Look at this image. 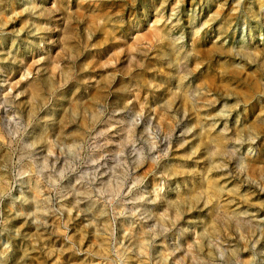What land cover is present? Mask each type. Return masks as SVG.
Here are the masks:
<instances>
[{
	"label": "rangeland",
	"instance_id": "1",
	"mask_svg": "<svg viewBox=\"0 0 264 264\" xmlns=\"http://www.w3.org/2000/svg\"><path fill=\"white\" fill-rule=\"evenodd\" d=\"M0 264H264V0H0Z\"/></svg>",
	"mask_w": 264,
	"mask_h": 264
},
{
	"label": "bare ground",
	"instance_id": "2",
	"mask_svg": "<svg viewBox=\"0 0 264 264\" xmlns=\"http://www.w3.org/2000/svg\"><path fill=\"white\" fill-rule=\"evenodd\" d=\"M44 8H45V7H44ZM48 8H50V7H47V9H45V10H48ZM52 9H53V8H52ZM43 12H44V11H43ZM47 12H48V11H47ZM48 14H49V13H48ZM46 28H48V30H49V27H46ZM156 31H157V30H156ZM156 31H155V33H156ZM68 40H69V39H68ZM26 59H27V58H26ZM22 61H23V60H22ZM24 61H25V60H24ZM26 61H27V60H26ZM26 61H25V62H26ZM25 62H24V63H25ZM26 65L28 66L27 63H26ZM50 81H51V80H50ZM50 81H48V82H50ZM37 82H38V81H37ZM30 83L33 84L32 81H31ZM31 84L29 85V87L31 86ZM35 84H36V83L33 84L34 87H33V85H32V87H33L34 89L37 88V86H38L39 83H37V85H35ZM35 86H36V87H35ZM32 87H30V88H31V89H30L31 92H32ZM38 87H39V86H38ZM39 88H40V87H39ZM35 90H36V89H35ZM37 91H39V90L37 89ZM35 92H36V91H35ZM32 94H34V92L31 93V99L33 98V97H32ZM36 94H37V92H36ZM40 94H41V93H40ZM37 95H38V94H37ZM33 96L35 97V95H33ZM33 99H34V98H33ZM217 150H218V149H217ZM236 195H237V194H236ZM234 206H235V205H234ZM238 206H239V205H238ZM240 208H241V207H240ZM242 209H243V208H242ZM242 209H241V210H242ZM243 210H244V209H243ZM240 212H242V211H240ZM245 212H247V211L245 210ZM245 212H244V213H245ZM250 212H251V211H250ZM250 212H248V213H250ZM254 212H255V211H254ZM233 213H234V212H233ZM230 214H231V213H230ZM230 214H229V215H230ZM239 214H241V213H239ZM251 214H252V212H251ZM258 214H259V213H258ZM241 216H242V215H241ZM251 217H252V216H251ZM255 217H256V216H255ZM249 218H250V216H249ZM253 218H254V216H253ZM257 218H258V217H257ZM259 219H260V218H259ZM211 226H212V225H211ZM214 230H215V229H214ZM214 230H213V231H214Z\"/></svg>",
	"mask_w": 264,
	"mask_h": 264
}]
</instances>
